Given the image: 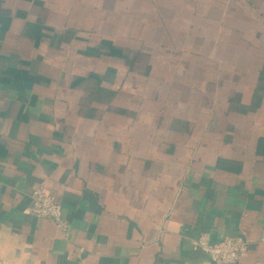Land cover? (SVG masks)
Returning <instances> with one entry per match:
<instances>
[{"label": "crops", "instance_id": "crops-1", "mask_svg": "<svg viewBox=\"0 0 264 264\" xmlns=\"http://www.w3.org/2000/svg\"><path fill=\"white\" fill-rule=\"evenodd\" d=\"M263 70L264 0H0V264H264Z\"/></svg>", "mask_w": 264, "mask_h": 264}, {"label": "built area", "instance_id": "built-area-1", "mask_svg": "<svg viewBox=\"0 0 264 264\" xmlns=\"http://www.w3.org/2000/svg\"><path fill=\"white\" fill-rule=\"evenodd\" d=\"M30 197L31 206L27 214L51 221L64 239L69 238L70 224L54 194L44 187H37ZM195 247L208 258L210 264H239L248 253V243L240 236L226 237L217 243H211L208 237L203 236L197 240Z\"/></svg>", "mask_w": 264, "mask_h": 264}, {"label": "trees", "instance_id": "trees-1", "mask_svg": "<svg viewBox=\"0 0 264 264\" xmlns=\"http://www.w3.org/2000/svg\"><path fill=\"white\" fill-rule=\"evenodd\" d=\"M262 74H264V70L262 71Z\"/></svg>", "mask_w": 264, "mask_h": 264}]
</instances>
